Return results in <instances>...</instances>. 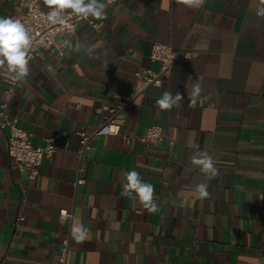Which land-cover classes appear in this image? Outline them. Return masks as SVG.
Here are the masks:
<instances>
[{
  "label": "crops",
  "instance_id": "0c3cea01",
  "mask_svg": "<svg viewBox=\"0 0 264 264\" xmlns=\"http://www.w3.org/2000/svg\"><path fill=\"white\" fill-rule=\"evenodd\" d=\"M22 1L0 0V17L21 13ZM260 8L264 0H115L98 30L82 21L56 36L57 48L40 47L9 112L35 144L59 133L60 148L30 178L8 155L0 128V264H60L65 237V264H264ZM155 41L179 54L162 86H148L124 108L121 131L162 124L166 139L127 146L122 135L99 136L79 152L77 132L95 129L114 95L133 88L136 69L157 67L148 57ZM196 84L201 92L189 106ZM5 86L0 74V101ZM165 91L183 99L162 110L156 101ZM197 151L212 156L214 178L193 165ZM132 170L153 185L156 212L123 195ZM200 183L206 198L196 191ZM73 224L88 229L86 240L72 238Z\"/></svg>",
  "mask_w": 264,
  "mask_h": 264
},
{
  "label": "built area",
  "instance_id": "2783aa9c",
  "mask_svg": "<svg viewBox=\"0 0 264 264\" xmlns=\"http://www.w3.org/2000/svg\"><path fill=\"white\" fill-rule=\"evenodd\" d=\"M113 1L115 0H104L103 2L109 4ZM22 5L24 10L13 18L19 19L25 24L33 40V45L29 52V61L38 54L40 47L50 50L57 48L56 36L73 32L78 23L84 21L94 30H98L103 23L101 19L95 20L91 17L83 19L77 15H70L71 10L68 9L62 14L66 22L64 24L59 22L53 24L47 19V13L50 9L48 6H42L40 0H23ZM131 54L133 55L134 53L132 52ZM178 54L179 51L173 49L169 44L153 42L150 46L148 57L152 62L158 63L157 67L136 69L134 71L135 84L133 88L114 95V105L109 107V113L95 129L89 134L77 132L80 137L79 152L90 147V139L99 136L122 135L127 146H131L135 141L143 144H156L164 141L166 132L162 124H150L142 133H122L123 111L132 99L148 86L160 87L167 81ZM183 54L188 56L190 52L185 51ZM2 79L6 85L4 89L6 97L0 101V128L7 129L6 150L16 166L20 170L26 171L30 178H34L39 173V165L43 159L50 157L60 148V145L54 140L59 133L45 138L40 144H35L31 133L20 126L18 117L9 112V101L18 81L7 78L3 74ZM63 147H68V142H65ZM59 214L71 216V212L67 209H60ZM19 218L22 219V216L20 215ZM59 250L58 261L60 264H65L68 251L67 237L62 240Z\"/></svg>",
  "mask_w": 264,
  "mask_h": 264
},
{
  "label": "clouds",
  "instance_id": "9594fccd",
  "mask_svg": "<svg viewBox=\"0 0 264 264\" xmlns=\"http://www.w3.org/2000/svg\"><path fill=\"white\" fill-rule=\"evenodd\" d=\"M204 0H183V3L201 5ZM50 11L47 19L55 24H64L63 17L65 10L70 9V15H77L83 19L93 17L97 20L105 18V9L108 4L102 0H44ZM258 15L264 16V8L258 9ZM33 40L28 28L19 19L12 17H0V74L5 75L15 81H22L29 75V52L32 48ZM201 89L198 84L193 85L188 92L189 106H194L199 98ZM183 96L177 92L175 97L165 91L162 98L156 101L157 106L162 110L171 109L177 106ZM192 163L198 166L200 171L214 178L218 174V169L214 166L212 156L208 152L197 151L192 157ZM125 183L123 184V195L138 199L143 207L149 212L157 211V204L154 200L155 189L151 183L143 182L140 174L135 171L125 172ZM207 184L200 183L196 186V191L201 198L208 197ZM70 234L72 238L81 243L88 237V229L83 225L73 224Z\"/></svg>",
  "mask_w": 264,
  "mask_h": 264
}]
</instances>
